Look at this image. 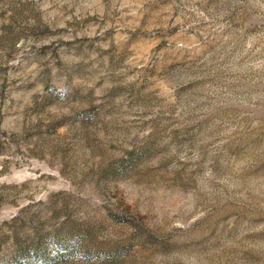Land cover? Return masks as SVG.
Masks as SVG:
<instances>
[{"label":"rangeland","instance_id":"obj_1","mask_svg":"<svg viewBox=\"0 0 264 264\" xmlns=\"http://www.w3.org/2000/svg\"><path fill=\"white\" fill-rule=\"evenodd\" d=\"M0 264H264V0H0Z\"/></svg>","mask_w":264,"mask_h":264}]
</instances>
